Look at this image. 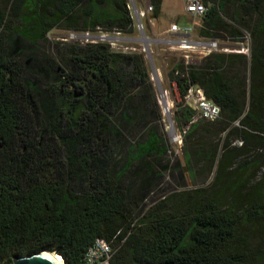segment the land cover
<instances>
[{
    "label": "trees",
    "instance_id": "trees-1",
    "mask_svg": "<svg viewBox=\"0 0 264 264\" xmlns=\"http://www.w3.org/2000/svg\"><path fill=\"white\" fill-rule=\"evenodd\" d=\"M7 1L0 0V264L45 250L65 264H84L98 237L115 249L110 264H249L238 233L264 221V186H254L248 164L233 166V147L219 156V141L225 148L234 137L264 146V0H203L200 35L239 40L250 29L249 108L246 54L217 51L188 65L179 58L169 75L179 91L173 119L187 164L192 174L216 164V173L211 186L171 193L141 213L133 196L160 176L148 157L168 149L144 54L108 42H67L64 66L49 56L34 66L36 51L15 58L4 34L9 27L29 44L55 27L131 34L128 0ZM150 2L158 17L162 0ZM191 85L220 106L217 119L199 117L185 103ZM121 142L130 147L119 161L113 154ZM139 172L145 177L134 187Z\"/></svg>",
    "mask_w": 264,
    "mask_h": 264
},
{
    "label": "rangeland",
    "instance_id": "rangeland-1",
    "mask_svg": "<svg viewBox=\"0 0 264 264\" xmlns=\"http://www.w3.org/2000/svg\"><path fill=\"white\" fill-rule=\"evenodd\" d=\"M132 8L138 11L147 8L148 2L150 0H128ZM186 0H168L166 5L164 4V14L161 17H156L153 11L147 12L146 16L141 15L142 30H138L136 26L133 28L131 34H126L121 32L119 35L121 38L118 39L117 49L121 51H129L131 47L135 51H140L144 54L147 68L150 73L151 80L153 82L156 95L159 100V105L162 110V121L161 127L159 129V136L166 140L167 153L164 156L148 157L150 164L155 167V171L160 173V176L152 183L150 188L144 194L135 193L133 204L139 205V213L147 210L150 206L162 200L164 197L170 195L174 192L188 191L196 187L211 186L212 181L216 173L217 165L213 167L212 171L205 172L202 168H199V173H193L190 166L187 164L186 160V144L183 140V133L178 130L175 126L173 119L175 103L180 100L179 91L176 84L171 80L169 72L174 65V63L179 58H184V51H176L169 48L168 44L163 43L160 39L167 37L166 30L173 22L184 23L186 21H195L198 24L197 33L199 34V29L202 24L201 18H195L185 11ZM3 5L8 6V1L3 0ZM145 7V8H144ZM180 12H183L185 17L180 19L175 17ZM135 19V14H134ZM136 22V19H135ZM12 28L20 27L19 22L13 21L10 23ZM6 29V28H4ZM103 30H96L93 33L98 34ZM106 32V31H104ZM116 30L109 31L111 35H116ZM76 34V35H73ZM6 46L9 50L15 51V58L19 55H23L22 51H36L32 64L38 66L40 64H47V56L55 58L57 60L58 66H64L63 55L65 54V43L67 42H79L85 43L90 38L86 37L85 31H75L71 29H66L64 27H55L47 33V39L41 41L37 44H29L22 40L13 30L7 27L4 30ZM135 37L137 39H133ZM132 38V39H131ZM222 44L228 45L232 49H239L243 54L247 56V67L248 71L246 74V91L244 94V105L243 109L246 112L249 108L250 101V56L251 51L254 46V40L252 38L250 29L244 30V36L239 40L234 39H220ZM147 47L146 51L143 48ZM243 50V51H242ZM192 62L201 60L198 53H189ZM17 60V59H16ZM163 93L165 98L170 101L171 106L169 108V115H166L165 107L163 104ZM238 125V121L233 123V126ZM143 131V130H142ZM136 134V133H135ZM145 131L137 138L139 141L143 140ZM132 137V135H129ZM219 138H225V133L221 134L219 137H215L212 140L214 142L219 141ZM219 150L222 154V150H231L234 148V153L236 154V160L233 162V166L237 164L246 163L249 166L248 172H252V183L254 186L263 187L264 186V146L255 145L253 142H243L241 138H232L231 144L228 148L222 146V140L219 141ZM255 142V141H254ZM128 142H121L116 146V155L113 157L119 161L128 158L129 152ZM244 148V149H239ZM170 162V169H166L163 165ZM139 162L133 163V170L139 166ZM258 164L256 168L254 165ZM256 170V171H255ZM140 176H132L134 187L140 183V180L145 177L144 173L139 172ZM131 180V181H132ZM239 236H245L246 246L245 251L249 256V264H264V221L263 220H252L246 225H243L239 229Z\"/></svg>",
    "mask_w": 264,
    "mask_h": 264
},
{
    "label": "built area",
    "instance_id": "built-area-1",
    "mask_svg": "<svg viewBox=\"0 0 264 264\" xmlns=\"http://www.w3.org/2000/svg\"><path fill=\"white\" fill-rule=\"evenodd\" d=\"M128 7L131 11V15L134 21V26L138 30H142V22L140 16H146L147 12L153 11V5L151 2H148L147 8L144 10L138 11L133 9L128 2ZM207 5L203 0H186L185 2V11L187 14L195 18H203L207 12ZM135 14V19H134ZM195 21H186L184 23L173 22L169 28L166 30L167 37L160 39L163 43L168 44L169 48L176 51H184L185 64L194 63L190 59L189 53L196 52L199 56L203 57L209 55L213 52L223 51V52H236L242 53L239 49H232L226 44H222L220 39L208 36H202L197 33V26ZM116 35H111L108 32L101 31L98 34L93 33L92 31H85V36L90 39L87 42H108L111 44L112 48L117 49L118 39L121 37L120 31L115 32ZM73 35H76L73 33ZM133 39H137L132 37ZM131 38V39H132ZM147 47L143 48V51H146ZM133 47H131V49ZM243 51V50H242ZM186 104L191 106L197 111L199 117L215 120L220 116L221 108L214 101L208 99L202 88L198 85H191L188 88V91L184 97ZM115 252L113 245L104 238H96L92 244L89 246L84 255V264H110V260Z\"/></svg>",
    "mask_w": 264,
    "mask_h": 264
},
{
    "label": "water",
    "instance_id": "water-1",
    "mask_svg": "<svg viewBox=\"0 0 264 264\" xmlns=\"http://www.w3.org/2000/svg\"><path fill=\"white\" fill-rule=\"evenodd\" d=\"M75 95L78 96L80 94H75ZM63 263L65 264L64 259H63ZM13 264H58V262L50 254L49 251L45 250L37 254H33L31 256H23V257L13 256Z\"/></svg>",
    "mask_w": 264,
    "mask_h": 264
},
{
    "label": "bare ground",
    "instance_id": "bare-ground-1",
    "mask_svg": "<svg viewBox=\"0 0 264 264\" xmlns=\"http://www.w3.org/2000/svg\"><path fill=\"white\" fill-rule=\"evenodd\" d=\"M163 104H164V107H165V111H166V115H169V108H170V106H171V103H170V101L169 100H167L166 98H165V95H164V93H163ZM50 254L56 259V261L58 262V264H64L63 263V259H62V257L59 255V254H57V253H53V252H50Z\"/></svg>",
    "mask_w": 264,
    "mask_h": 264
},
{
    "label": "crops",
    "instance_id": "crops-1",
    "mask_svg": "<svg viewBox=\"0 0 264 264\" xmlns=\"http://www.w3.org/2000/svg\"><path fill=\"white\" fill-rule=\"evenodd\" d=\"M167 1H168V0H162L161 12H160L158 18L161 17L162 14L165 13L163 7H164V4L166 5ZM144 8H145V7H144ZM176 17H177V19L180 18V17H181L180 19H183V18L185 17V15L183 14V12H180V13H179L178 15H176L175 17H171V19H174V18H176ZM155 18H156V17H155Z\"/></svg>",
    "mask_w": 264,
    "mask_h": 264
}]
</instances>
